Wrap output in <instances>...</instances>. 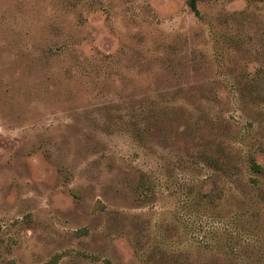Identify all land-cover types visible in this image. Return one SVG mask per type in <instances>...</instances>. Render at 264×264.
I'll return each instance as SVG.
<instances>
[{
  "label": "rangeland",
  "instance_id": "obj_1",
  "mask_svg": "<svg viewBox=\"0 0 264 264\" xmlns=\"http://www.w3.org/2000/svg\"><path fill=\"white\" fill-rule=\"evenodd\" d=\"M188 1L0 0V264H264V0Z\"/></svg>",
  "mask_w": 264,
  "mask_h": 264
},
{
  "label": "trees",
  "instance_id": "obj_2",
  "mask_svg": "<svg viewBox=\"0 0 264 264\" xmlns=\"http://www.w3.org/2000/svg\"><path fill=\"white\" fill-rule=\"evenodd\" d=\"M197 1H198V0H189V1H188V5H189L191 11H192L193 13H195V14L198 13ZM250 166H251V169H252L254 172H256V173H261V172L263 171V167H262V165H261L260 163H258V162L256 161V159H253V160L251 161Z\"/></svg>",
  "mask_w": 264,
  "mask_h": 264
}]
</instances>
